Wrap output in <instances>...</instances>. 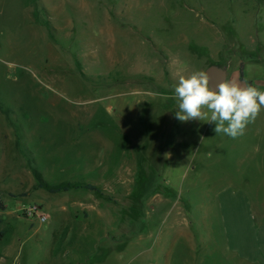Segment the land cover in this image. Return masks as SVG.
Listing matches in <instances>:
<instances>
[{"label":"rangeland","instance_id":"obj_1","mask_svg":"<svg viewBox=\"0 0 264 264\" xmlns=\"http://www.w3.org/2000/svg\"><path fill=\"white\" fill-rule=\"evenodd\" d=\"M248 56L264 0H0V264H264V180L174 123L181 75Z\"/></svg>","mask_w":264,"mask_h":264},{"label":"clouds","instance_id":"obj_2","mask_svg":"<svg viewBox=\"0 0 264 264\" xmlns=\"http://www.w3.org/2000/svg\"><path fill=\"white\" fill-rule=\"evenodd\" d=\"M174 93L178 120L214 122L217 134L223 133L233 139L244 135L247 125L264 109V91L228 80L210 85V75L206 71L181 75Z\"/></svg>","mask_w":264,"mask_h":264},{"label":"crops","instance_id":"obj_3","mask_svg":"<svg viewBox=\"0 0 264 264\" xmlns=\"http://www.w3.org/2000/svg\"><path fill=\"white\" fill-rule=\"evenodd\" d=\"M248 57L249 59H246L243 63L240 62L234 66H231V63H229L224 66L227 69V80L237 82L241 86H247L251 83L252 86L264 91L263 58L258 59L257 57L255 59V56ZM241 65L244 67V80L241 79ZM231 67L233 68V71L229 73ZM174 121L175 128H178L179 120L176 118V115ZM189 121L199 122L196 119ZM215 127L216 125L214 122H206L204 129V133L206 132L205 134L207 136L205 153L207 154L208 159L212 158V153L210 152H214L212 160L217 162L220 161L214 159L215 153L217 154L221 152L223 154H231L230 160H228L229 162L227 163L229 166H232V163H234L233 167L236 168L254 169L256 176L258 177L256 180H264V109L261 110L259 116L254 122L247 125L244 135L236 139L223 133L217 134L214 131Z\"/></svg>","mask_w":264,"mask_h":264},{"label":"trees","instance_id":"obj_4","mask_svg":"<svg viewBox=\"0 0 264 264\" xmlns=\"http://www.w3.org/2000/svg\"><path fill=\"white\" fill-rule=\"evenodd\" d=\"M35 19V17H34ZM50 31L49 23L44 24ZM241 79L244 80V67L241 65L240 67ZM252 85L251 83H249ZM33 174L36 179V185L34 189L39 190L42 189L50 194H62L67 193L73 190H88V191H100V187L86 180H73V181H63L58 184H49L44 178L43 175L36 169H33ZM6 205L0 200V210H5ZM0 237H2V233H0Z\"/></svg>","mask_w":264,"mask_h":264},{"label":"water","instance_id":"obj_5","mask_svg":"<svg viewBox=\"0 0 264 264\" xmlns=\"http://www.w3.org/2000/svg\"><path fill=\"white\" fill-rule=\"evenodd\" d=\"M206 72L210 75V85H215L221 80H227V69L226 67L210 66Z\"/></svg>","mask_w":264,"mask_h":264},{"label":"built area","instance_id":"obj_6","mask_svg":"<svg viewBox=\"0 0 264 264\" xmlns=\"http://www.w3.org/2000/svg\"><path fill=\"white\" fill-rule=\"evenodd\" d=\"M33 211L35 212V209ZM40 221L42 223H45L46 222V217L45 216H40Z\"/></svg>","mask_w":264,"mask_h":264}]
</instances>
